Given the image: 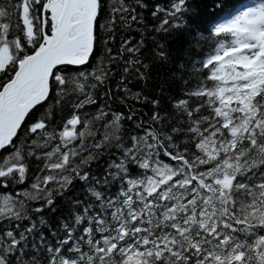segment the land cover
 Here are the masks:
<instances>
[{
    "label": "snow or ice",
    "instance_id": "1",
    "mask_svg": "<svg viewBox=\"0 0 264 264\" xmlns=\"http://www.w3.org/2000/svg\"><path fill=\"white\" fill-rule=\"evenodd\" d=\"M0 264H264V0H0Z\"/></svg>",
    "mask_w": 264,
    "mask_h": 264
}]
</instances>
